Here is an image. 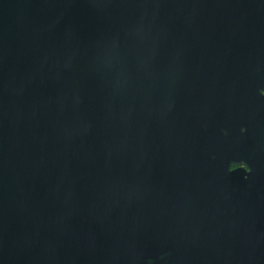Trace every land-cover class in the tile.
Here are the masks:
<instances>
[{
  "label": "water",
  "instance_id": "95a60500",
  "mask_svg": "<svg viewBox=\"0 0 264 264\" xmlns=\"http://www.w3.org/2000/svg\"><path fill=\"white\" fill-rule=\"evenodd\" d=\"M254 72L264 0H0V264H264L263 211L199 236L249 209L201 168Z\"/></svg>",
  "mask_w": 264,
  "mask_h": 264
},
{
  "label": "flooded vegetation",
  "instance_id": "af4514ba",
  "mask_svg": "<svg viewBox=\"0 0 264 264\" xmlns=\"http://www.w3.org/2000/svg\"><path fill=\"white\" fill-rule=\"evenodd\" d=\"M236 83L240 82H231L224 89L231 95V117L228 127L224 129L227 135L221 137H225V143L219 151L205 153L201 170L204 180L210 178L228 184L235 195L245 198L242 200L249 205V209L221 207L220 204L227 203L224 199L215 196L212 200L206 198V215L199 235L204 245L232 247L250 243L252 234L246 214L251 210L264 212V74L252 73L248 89L239 88ZM239 91L243 93L241 100ZM240 163H247L252 169L251 173L243 169L229 171L231 166L246 167ZM210 204L218 206L211 207ZM240 212L245 213L241 219L238 215ZM230 253L231 249L227 256Z\"/></svg>",
  "mask_w": 264,
  "mask_h": 264
},
{
  "label": "clouds",
  "instance_id": "9594fccd",
  "mask_svg": "<svg viewBox=\"0 0 264 264\" xmlns=\"http://www.w3.org/2000/svg\"><path fill=\"white\" fill-rule=\"evenodd\" d=\"M240 164H243L245 165L246 167L245 168H240V167H230L229 171L230 172H236L240 169H243L245 172H248V173H251L252 169L249 167V165L247 163H240Z\"/></svg>",
  "mask_w": 264,
  "mask_h": 264
}]
</instances>
